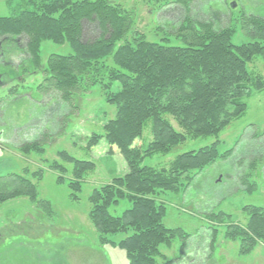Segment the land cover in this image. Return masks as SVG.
<instances>
[{
  "label": "trees",
  "instance_id": "1",
  "mask_svg": "<svg viewBox=\"0 0 264 264\" xmlns=\"http://www.w3.org/2000/svg\"><path fill=\"white\" fill-rule=\"evenodd\" d=\"M25 1L32 8L13 16H0V40L6 39L3 46L8 49L16 45L15 40L23 38L24 59L19 68L9 64L10 69L22 79L41 72L43 81L38 89L44 94L59 93L58 118L53 125L56 122L61 125L68 114L79 112L77 97L95 88L116 108L115 118L104 126L103 133H93L88 143L91 149L106 140L129 166L127 174L95 188L88 198L89 219L100 234V243L124 249L127 264H174L176 259L166 258L161 248H171L179 239L183 253L190 236L181 228L165 225L167 204L160 195L186 188L194 176L217 160L229 157L230 151L222 154L216 141L177 154L163 168L144 162L158 155H169L188 140L218 138L232 120L245 115L246 96L264 89V78L251 74L248 67L256 57L264 62V0H172L167 6L171 5L170 10L176 11V17L182 20L171 26L170 35L181 45L147 40L144 34L133 31L132 13L110 0ZM233 1L243 7L237 23L251 38L250 42L234 44L231 22L215 15L214 7L221 4L229 11ZM86 21L96 22L101 32L90 42L83 41ZM44 42L68 44L71 52L51 54L43 63ZM16 78L8 77L11 81ZM17 88L18 84L11 86V96L18 95ZM47 122L50 126L51 122ZM147 128L151 141L133 145L135 139H143ZM19 150L24 155L44 152L40 140L24 142ZM58 159L50 168L60 173L58 182L66 183L64 174L69 172L66 165L72 166L73 178L67 183L70 199L78 201L83 181L95 170L96 163L79 160L67 151H61ZM29 173L26 169L23 174L0 177V205L28 198L44 216L51 217L55 213L52 204L40 199L38 185L34 183L43 179L44 172L42 169L33 172L32 180L27 177ZM122 201L130 204L129 209L121 216L112 215L110 209ZM243 209L249 216L248 223L231 225L226 238L242 239L244 254L264 243V209L261 206ZM120 233L128 236L119 242L110 239Z\"/></svg>",
  "mask_w": 264,
  "mask_h": 264
},
{
  "label": "rangeland",
  "instance_id": "2",
  "mask_svg": "<svg viewBox=\"0 0 264 264\" xmlns=\"http://www.w3.org/2000/svg\"><path fill=\"white\" fill-rule=\"evenodd\" d=\"M110 1L132 13L133 31L144 34L147 40L182 44L170 35L171 26L182 20L180 16L176 17V11L170 10L171 5L167 6L172 0ZM31 5L25 0H0V16H13L25 8H32ZM219 6L214 7L215 15L231 22L229 24L235 30L234 44L250 42L251 38L237 23L243 12L242 5L238 7V3L233 1L229 11L224 5ZM97 27L96 22L83 23L84 42L99 37L101 32ZM132 36L130 33L128 37ZM19 39V42L15 41V46L8 49L2 47L8 65L0 66V72L19 78L9 83L7 76L1 77L0 177L23 174L29 169L27 177L32 180V173L42 169L43 179L34 183L38 185L40 199L51 202L55 213L51 217L44 216L28 198L0 205V264H127L126 251L109 244L102 245L100 234L89 219L91 206L88 198L93 190L129 172L127 161L106 140H101L91 149L88 145L92 134L103 133L104 126L115 118L116 108L106 102L99 88H95L77 97L79 112L68 114L61 125L59 122L53 125L58 118L56 103L58 99L61 101L59 93L51 91L44 94L38 89L43 81L41 72L23 76L22 79L20 75H14L9 67V64L14 67L20 65L24 59L26 41ZM5 40L2 39V44L6 43ZM70 52L68 44L44 42L41 46L43 63L51 54L67 55ZM248 67L251 74L264 78L261 57H256ZM17 84L18 95L11 96V86ZM245 101L248 104L245 115L232 120L218 138L188 140L169 155H158L144 162L163 168L177 154L197 150L216 141L222 154L230 151L229 157L217 160L194 176L186 188L178 193L160 195L167 204L165 225L172 229L181 228L190 236L183 253L179 239L171 248H161L166 258L176 259L174 264H264V243L243 254L242 239L226 238L231 225L248 223L249 216L243 209L245 206H261L264 209V89L249 93ZM171 120L180 131L176 122ZM47 121L52 124L49 126ZM45 129L47 133L43 132ZM151 139L150 128H147L143 139H135L133 145L148 144ZM34 140H40L44 148L42 154L33 152L24 155L20 152L19 147L24 142ZM61 151H67L79 160L96 163L95 170L83 181L78 201L70 199L71 191L67 183L73 178L72 166L66 165L69 169L64 174L66 183L58 182L60 173L50 168L54 161H59ZM129 207L127 201H122L119 206L112 207L110 213L121 216ZM210 218L215 221H210ZM127 236L120 233L111 235L110 239L119 242Z\"/></svg>",
  "mask_w": 264,
  "mask_h": 264
},
{
  "label": "flooded vegetation",
  "instance_id": "3",
  "mask_svg": "<svg viewBox=\"0 0 264 264\" xmlns=\"http://www.w3.org/2000/svg\"><path fill=\"white\" fill-rule=\"evenodd\" d=\"M15 41H17V40H15ZM15 44H16V42H15ZM2 47H3V44H2V39H1V41H0V66H2V65L7 66L8 62L6 61V54L3 52V50H2L3 48ZM19 66L20 65H18L17 68H19ZM6 75L7 74L5 72H3V73L0 72V78L3 77V76H6Z\"/></svg>",
  "mask_w": 264,
  "mask_h": 264
},
{
  "label": "water",
  "instance_id": "4",
  "mask_svg": "<svg viewBox=\"0 0 264 264\" xmlns=\"http://www.w3.org/2000/svg\"><path fill=\"white\" fill-rule=\"evenodd\" d=\"M233 8H235L236 7V5L235 4H233V6H232Z\"/></svg>",
  "mask_w": 264,
  "mask_h": 264
}]
</instances>
